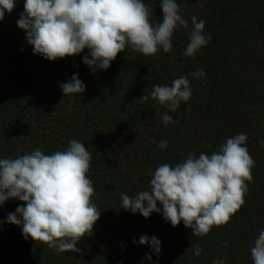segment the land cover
<instances>
[{"label":"trees","instance_id":"16d2710c","mask_svg":"<svg viewBox=\"0 0 264 264\" xmlns=\"http://www.w3.org/2000/svg\"><path fill=\"white\" fill-rule=\"evenodd\" d=\"M144 3L152 9L153 23L162 19L160 0ZM177 3L189 27L174 32L170 53L161 49L150 57L126 48L108 69L94 73L83 63L87 49L56 61L33 54L17 26L24 0L5 13L0 21V158L35 149L50 155L78 140L92 153L87 175L101 215L92 234L78 243L80 252L57 253L25 239L22 226L7 222L8 214L23 206L9 199L0 207V264H212L218 259L252 264L250 247L264 230V0ZM193 16L206 22L211 39L194 57H185ZM201 68L204 78L189 77L192 97L168 113L173 123L165 127L158 113L168 110L151 98L153 86H170ZM74 74L85 92L64 96L60 84ZM144 93L146 102L138 99ZM240 133L247 134L255 167L246 202L226 225L197 237L183 222L173 227L162 212L144 218L121 208L120 194L149 190L160 164L175 166L189 152L211 154ZM161 140L168 142L166 149L158 147ZM142 235L161 241L159 258L139 244ZM191 245L202 249L199 257Z\"/></svg>","mask_w":264,"mask_h":264},{"label":"clouds","instance_id":"9594fccd","mask_svg":"<svg viewBox=\"0 0 264 264\" xmlns=\"http://www.w3.org/2000/svg\"><path fill=\"white\" fill-rule=\"evenodd\" d=\"M15 5L16 0H0V21ZM23 7L17 26L25 31L34 55L56 61L87 49L83 63L93 73L108 69L126 48L150 57L161 49L170 53L174 32L189 27L177 0H160L162 19L155 23L152 9L144 0H24ZM191 23L185 57H194L211 39L205 34L204 20L193 16ZM204 76L201 68L172 80L170 86H153L151 98L168 110L158 113L165 127L173 123L168 113H174L181 102L192 97L189 77ZM60 87L64 96L83 94L86 89L78 74ZM138 99L146 102L149 96L144 93ZM246 141L247 134L240 133L211 154L200 152L197 157L189 152L175 166L160 164L151 174L149 190L132 196L120 194L121 208L144 218L162 212L166 222L173 227L183 222L197 237L207 235L214 226L226 225L245 204L248 182L253 180L255 161ZM158 147L166 149L168 142L161 140ZM91 159L92 153L76 139L69 141L66 150L50 155L35 149L15 158H0V207L9 199L23 202L8 214L7 222L22 226L25 239L43 242L57 253L80 252L78 243L92 234L101 215L92 200L95 189L87 175ZM224 243L227 246L228 241ZM139 244L150 246L157 258L161 255L157 237L142 235ZM191 248L195 256L201 255L198 245ZM250 252L252 264H264V230ZM145 259L152 257L146 253ZM212 264H225V260H213Z\"/></svg>","mask_w":264,"mask_h":264}]
</instances>
